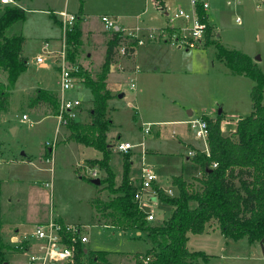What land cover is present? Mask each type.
I'll use <instances>...</instances> for the list:
<instances>
[{"label":"rangeland","instance_id":"1","mask_svg":"<svg viewBox=\"0 0 264 264\" xmlns=\"http://www.w3.org/2000/svg\"><path fill=\"white\" fill-rule=\"evenodd\" d=\"M164 1L165 10L157 9L155 0H18L10 4L25 10L24 22L15 25L11 33L25 37L23 53L28 66L10 89L7 112L0 113V223L9 264H29L33 245L42 244L34 236L36 227L61 218L64 224L81 226L88 238L83 248L89 253L105 252L111 264H140L142 256H152L147 254L153 244L146 232L104 226L96 217L93 200L109 199L107 184L91 182L107 177V171L92 162L102 159L103 154L68 141L66 125L59 127L57 116L46 107L31 109L29 105L38 89H46L63 99L79 100L82 106L76 120L90 121L91 90L83 83L62 90L55 63L58 58L53 57L63 42V27L56 21L62 19L60 13L75 17L83 14L79 25L83 22L88 29L76 58L96 78L111 33L101 23L104 15L118 19L126 34L134 31L141 36L149 29L167 26L171 20L175 26L170 35L190 34L188 29L181 30L187 21L175 14L179 10L192 12L191 0ZM204 1L209 4L205 13L212 30L199 47L147 41L138 44L136 62L117 49V62L113 70L111 67L107 85L113 95L108 102V117L113 123L109 132V141L114 145L110 168L116 186L123 181L125 157L132 163L130 181L140 185L142 153L146 152V168L157 174L159 187L174 195L172 178L182 174L189 142L202 149L207 145L205 138L190 130L187 121L205 116L215 120L221 112V129L230 134L236 131L239 119L252 113L255 81L232 72L218 59L217 45L206 46V42L214 40L248 55L264 73V0ZM191 24L189 21V27ZM40 54L46 56V65L37 63ZM1 79L6 82L5 76ZM24 115L29 121L23 120ZM143 128H149L150 133L145 134ZM121 141L134 145L132 151L118 153L115 147ZM93 171H97L96 178L92 177ZM149 193L146 190L143 194L142 209L155 216L151 224L161 225L171 217L173 207L157 199L150 201L146 197ZM191 206L196 203L191 202ZM24 245H29V250L20 252ZM188 248L208 256L200 258V264H264V244L246 238L232 240L215 222L202 235L189 234Z\"/></svg>","mask_w":264,"mask_h":264},{"label":"trees","instance_id":"2","mask_svg":"<svg viewBox=\"0 0 264 264\" xmlns=\"http://www.w3.org/2000/svg\"><path fill=\"white\" fill-rule=\"evenodd\" d=\"M155 4L159 9H165L162 0H155ZM197 12L200 20L207 23L201 2L197 4ZM82 16V13L77 15L72 31L67 34V54L69 62L80 67L79 77L92 92L93 106L89 110L88 123L68 120L66 138L103 154L102 159L92 161L107 171V177L101 180V185L107 184L109 199L104 201L98 198L92 202L99 222L124 231L146 232L153 244L147 253L152 255L149 264H200V258L206 259L208 256L189 250V234L206 233L212 222L217 223L222 234L232 240L246 238L252 243L261 242L264 239V73L258 64L242 52L229 50L217 41L207 40L206 46L217 45L218 59L232 72L255 81L251 95L253 110L251 115L237 121L236 131L230 134L221 129V114L215 120L203 117L208 124V153L192 149L195 155L184 162L182 174L172 178L171 184L176 191L174 195L167 194L159 185H155L159 193L157 200L173 207V212L161 225H153L135 199L136 188L130 181L132 163L129 157L124 158V175L120 185L114 184L116 179L110 168L114 145L109 141L113 123L108 117V102L113 95L107 87L108 77L111 67L117 62L118 50L129 46L131 53L126 57H134L137 40L126 36L123 30L111 32L105 61L95 78L76 58L82 44L79 25ZM25 18L23 8L2 5L0 0V113L7 112L10 89L28 66V59L23 53L25 37L11 33L13 27L24 22ZM166 29L171 31L170 26ZM211 30L208 25V38ZM1 76L6 77V82ZM29 106L31 109L46 107L50 114L56 116L60 96L40 88ZM49 151L48 155L51 156L53 150L50 148ZM191 202H195L196 206H191ZM67 236L71 237L69 233ZM4 248L0 223V264H9ZM28 250L29 245H24L20 252ZM76 253L77 264H111L107 262L105 252H85L80 244L76 245ZM84 258L86 262L82 260Z\"/></svg>","mask_w":264,"mask_h":264},{"label":"built area","instance_id":"3","mask_svg":"<svg viewBox=\"0 0 264 264\" xmlns=\"http://www.w3.org/2000/svg\"><path fill=\"white\" fill-rule=\"evenodd\" d=\"M199 2H201V6L204 11L209 8V4L204 0H191V4L194 7L192 12L188 13L184 10H179V12L175 14L176 18L182 17L187 21V24L184 25V28L181 30L186 31L188 29L190 34L182 37H174V35H170V31L166 29L168 26H170L171 28L175 26L172 23V20L167 23V26L165 28L149 29L146 34H143L141 36L140 34L135 33L134 31H131L126 34L123 28L120 27L118 19L108 15L102 16L101 23L108 32L123 30V32L127 36H129L130 38H135L137 40V44L145 43L147 41H166L173 42L180 48L187 47L191 49L202 45V42L204 41L207 33L208 24L202 22L198 16L197 4ZM1 3L4 5H10L14 4L15 1L1 0ZM60 14L62 17L61 24L63 27V42L61 45V49L57 50L53 54V57L56 56V58H58V60H55V63L57 69L60 72L62 90L66 91L72 88L75 84H80L83 82L79 77L80 67L78 65L71 64L68 60L67 54L66 37L67 34L73 29L76 17L75 15L66 12ZM189 21L192 22L191 27H189L188 25ZM47 46L48 43H46L45 49L47 48ZM119 52H121L122 55H128L131 53L129 46L121 47L119 49ZM36 61L41 65H46V56L44 54H40L36 58ZM131 88L133 90L136 88V84L133 79L131 82ZM81 106L82 103L77 99H63L60 96V107L56 115L58 118L59 127L67 125L69 119L76 120L77 114ZM23 120L29 121V117L27 115H24ZM30 124L33 126L32 121L30 122ZM187 124L189 125L191 131L196 132L198 137L205 138L207 141L208 124L204 119L189 120ZM143 131L145 134L150 133L149 128H143ZM52 146L54 147L55 143H53ZM133 148L134 145L130 144L129 142L121 141L116 144L115 150L118 153H129L132 151ZM51 149L53 150V148ZM145 154L146 152L142 153L143 164L141 167L140 185L137 186L135 183H133V181H131V184H133L136 188L135 199L140 203V206L143 194L146 190L150 192L146 196L147 199H149L150 201H155L159 195L158 190L155 187V185H158L157 174L151 169L146 168L144 161ZM194 155L195 151L190 150L189 157H193ZM213 166L216 167L217 164L214 163ZM92 177H97V171L92 172ZM165 192L169 195H173L172 191ZM147 219L149 222H152L155 220V216L152 213H147ZM67 233H69L71 237L67 236ZM34 236L40 242H42V244L39 246L33 245V251L29 253V264H76V245L80 244L83 247V245L88 243V238L82 233L81 226L74 224H64L56 220H53L51 223L49 222L45 225H38L36 227ZM66 240H69L70 242L67 243ZM151 260V256H142L140 264H149Z\"/></svg>","mask_w":264,"mask_h":264},{"label":"crops","instance_id":"4","mask_svg":"<svg viewBox=\"0 0 264 264\" xmlns=\"http://www.w3.org/2000/svg\"><path fill=\"white\" fill-rule=\"evenodd\" d=\"M163 1V4H164V7H165V9H166V5H165V1L164 0H162ZM156 5V4H155ZM156 8L157 9H159L157 6H156ZM164 9V10H165ZM159 10H161V9H159ZM84 20H86L85 18H84ZM61 22V20H59V23ZM166 26V25H165ZM165 26H161V27H156V28H153V29H161V28H163V27H165ZM88 28L87 27H85V23H83L82 22V24H81V30H82V36L84 35V33L86 32V30H87ZM165 43H167L166 41H164ZM134 61H135V55H134ZM105 61V60H104ZM136 62V61H135ZM58 70V69H57ZM113 70V69H112ZM59 71V70H58ZM46 90V89H45ZM54 93H56V92H54ZM58 95H59V93H57ZM60 96V95H59ZM191 115H193V113L191 114ZM188 122V121H187ZM199 149V150H203V151H205V152H207L208 151V144L206 145V147H205V149H202V148H199V146H197L195 143H193V142H189V149L190 150H192V149ZM147 154V153H146ZM190 157L188 156V157H186V159L183 161V164H184V162L186 161V160H188ZM57 220V219H56ZM59 220V222H62V223H64L63 222V219L61 218V219H58ZM19 231V230H18ZM139 234V233H138ZM30 243H32V242H30Z\"/></svg>","mask_w":264,"mask_h":264},{"label":"water","instance_id":"5","mask_svg":"<svg viewBox=\"0 0 264 264\" xmlns=\"http://www.w3.org/2000/svg\"><path fill=\"white\" fill-rule=\"evenodd\" d=\"M112 69H113V66H112ZM121 97H123V95H121ZM192 113L190 112V115H191ZM221 114V112L219 113V115ZM25 155V153H23V155L22 156H24ZM93 184H95V185H101V180L100 179H93L92 181H91ZM140 234V233H139ZM261 244L263 245L264 244V239L261 241ZM88 250H86L85 249V252H87Z\"/></svg>","mask_w":264,"mask_h":264}]
</instances>
